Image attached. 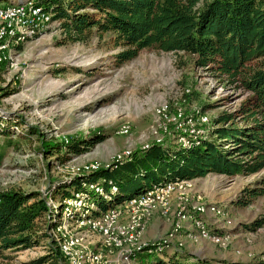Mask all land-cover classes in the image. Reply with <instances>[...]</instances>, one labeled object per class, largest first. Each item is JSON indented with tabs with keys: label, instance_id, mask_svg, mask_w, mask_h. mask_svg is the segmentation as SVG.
I'll return each instance as SVG.
<instances>
[{
	"label": "rangeland",
	"instance_id": "obj_1",
	"mask_svg": "<svg viewBox=\"0 0 264 264\" xmlns=\"http://www.w3.org/2000/svg\"><path fill=\"white\" fill-rule=\"evenodd\" d=\"M4 4L8 1L0 0V5ZM117 51L109 34L73 41L65 38L57 21L23 42L9 44L7 60L0 62V88L6 87L11 94L0 98V117L8 121L4 125H20L24 134L12 137L11 147L0 136V193L20 189L46 195L53 181L72 172L127 159L157 139L165 146L177 142L179 131L172 124L168 133L157 125L155 110L161 105L169 114L181 108L185 116L203 113L210 120L237 107L247 96L238 84L197 67L191 54L144 49L136 58L117 63ZM123 125L128 126L127 133H118ZM41 139L62 145L63 150L72 144L87 145L81 149L83 153L59 162L40 150ZM263 173L231 178L207 173L188 179L189 186L181 195L174 193L164 207L154 208L138 242L142 248L131 264H158L160 258L162 264H168L176 237L184 243L180 253L191 257L238 264L263 261L264 224L250 230L245 225L264 214V197H255L247 205L237 200L242 188ZM197 196L205 204L201 218L213 230L228 232V244L180 237L189 226L187 222L175 230L181 213L196 214L193 206ZM118 199L117 194L114 203ZM80 234H86L90 246L99 244L97 234L84 229ZM46 248L40 245L6 252L7 258H0V264H29L44 255ZM102 250L111 262L122 259L118 249ZM164 251L168 256H156Z\"/></svg>",
	"mask_w": 264,
	"mask_h": 264
},
{
	"label": "trees",
	"instance_id": "obj_2",
	"mask_svg": "<svg viewBox=\"0 0 264 264\" xmlns=\"http://www.w3.org/2000/svg\"><path fill=\"white\" fill-rule=\"evenodd\" d=\"M33 3L51 13V20L58 22L67 39L85 42L93 36L102 38L109 34L112 48L118 49L117 63L136 58L144 49L191 54L197 67L238 84L247 96L237 107L210 119L208 133L197 141L168 146L164 141L152 143L108 167L53 181L46 195L20 189L1 192L0 258H7L6 252L12 250L43 245L48 247L46 253L29 264L65 263L49 232L60 222L62 200L75 192L86 193L92 205L90 211L94 208L92 216H97L152 184L199 178L207 173L231 178L264 171V0H33ZM8 94L11 93L6 87L0 88V98ZM5 123L8 121L0 117V136L11 147V138L23 135L24 130L20 125ZM40 141L44 155L59 162L83 153L81 149L87 145L72 144L63 150L62 145ZM89 185L99 186L102 193ZM117 194L119 199L114 203ZM258 196L264 197V173L242 188L237 200L247 205ZM261 224L264 214L246 224L245 229ZM172 249L174 255L168 256L164 251L156 256H168V264H238L191 257L180 253V249ZM255 262L264 264V260Z\"/></svg>",
	"mask_w": 264,
	"mask_h": 264
},
{
	"label": "built area",
	"instance_id": "obj_3",
	"mask_svg": "<svg viewBox=\"0 0 264 264\" xmlns=\"http://www.w3.org/2000/svg\"><path fill=\"white\" fill-rule=\"evenodd\" d=\"M23 2L0 5V62L7 60L6 50L9 44L23 42L53 22L51 13L35 5L33 0ZM185 93H189V90L186 89ZM155 117L159 129L164 132H167L168 125L172 124L179 131L176 140L182 144L197 141L208 133L210 120L203 113L185 116L182 109L177 108L174 114H169L166 106L161 105L155 110ZM127 131L128 126L123 125L118 133L125 134ZM156 141L161 142V139ZM108 166L109 164L104 167ZM98 168L91 166L87 171L72 172L68 177L89 173ZM189 182L188 179H176L152 184L143 192L101 211L97 216H89L92 205L88 203L86 193L75 192L62 200L60 222L50 230V237L57 244L65 264H131L136 261V252L142 248L138 246V242L154 208L164 207L167 199L174 193L181 195V191L189 186ZM89 188L102 193L99 186L89 185ZM200 199L197 196V203L193 206L196 214L181 213L176 220L175 230H181L187 222L189 226H185V232L180 237L193 242L203 240L213 244H228V232L213 230L201 218L205 204ZM50 203L53 207L57 205L52 201ZM125 213L128 220L125 219ZM82 229L99 236V244L96 247L87 243L86 234H80ZM177 239L176 237L174 240L175 248L182 249L184 243ZM100 247L108 248L109 251L112 248L118 249L122 256L121 262L106 259ZM125 259L129 260L126 262Z\"/></svg>",
	"mask_w": 264,
	"mask_h": 264
},
{
	"label": "crops",
	"instance_id": "obj_4",
	"mask_svg": "<svg viewBox=\"0 0 264 264\" xmlns=\"http://www.w3.org/2000/svg\"><path fill=\"white\" fill-rule=\"evenodd\" d=\"M16 3H18L17 0L8 1V4H16Z\"/></svg>",
	"mask_w": 264,
	"mask_h": 264
},
{
	"label": "water",
	"instance_id": "obj_5",
	"mask_svg": "<svg viewBox=\"0 0 264 264\" xmlns=\"http://www.w3.org/2000/svg\"><path fill=\"white\" fill-rule=\"evenodd\" d=\"M28 0H25L23 3L27 2Z\"/></svg>",
	"mask_w": 264,
	"mask_h": 264
}]
</instances>
